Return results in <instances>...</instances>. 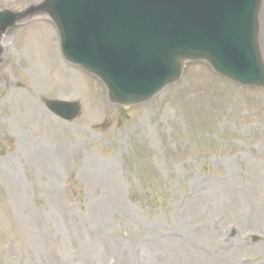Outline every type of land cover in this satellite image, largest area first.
I'll use <instances>...</instances> for the list:
<instances>
[{
    "label": "rangeland",
    "instance_id": "obj_1",
    "mask_svg": "<svg viewBox=\"0 0 264 264\" xmlns=\"http://www.w3.org/2000/svg\"><path fill=\"white\" fill-rule=\"evenodd\" d=\"M260 23L264 55V0ZM0 47V264H264V90L189 63L124 109L63 60L45 15Z\"/></svg>",
    "mask_w": 264,
    "mask_h": 264
},
{
    "label": "water",
    "instance_id": "obj_2",
    "mask_svg": "<svg viewBox=\"0 0 264 264\" xmlns=\"http://www.w3.org/2000/svg\"><path fill=\"white\" fill-rule=\"evenodd\" d=\"M262 1L44 0L23 14L0 12V39L22 20L47 15L65 59L99 78L110 102L125 108L177 83L188 62H206L223 78L264 89ZM47 107L67 121L80 111L64 101Z\"/></svg>",
    "mask_w": 264,
    "mask_h": 264
},
{
    "label": "bare ground",
    "instance_id": "obj_3",
    "mask_svg": "<svg viewBox=\"0 0 264 264\" xmlns=\"http://www.w3.org/2000/svg\"><path fill=\"white\" fill-rule=\"evenodd\" d=\"M30 43L31 42H28L27 44H30ZM28 49H29V45H27V46L25 45V50L24 51L26 52V51H28Z\"/></svg>",
    "mask_w": 264,
    "mask_h": 264
}]
</instances>
